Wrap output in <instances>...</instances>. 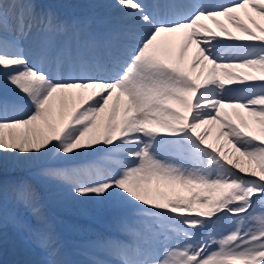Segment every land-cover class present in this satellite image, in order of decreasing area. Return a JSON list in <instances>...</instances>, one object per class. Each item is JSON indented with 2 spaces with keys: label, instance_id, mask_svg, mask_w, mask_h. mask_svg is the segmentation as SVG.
Returning a JSON list of instances; mask_svg holds the SVG:
<instances>
[{
  "label": "rangeland",
  "instance_id": "374dc122",
  "mask_svg": "<svg viewBox=\"0 0 264 264\" xmlns=\"http://www.w3.org/2000/svg\"><path fill=\"white\" fill-rule=\"evenodd\" d=\"M60 1L63 0H39L35 5L34 1L27 0L25 8L15 10L10 3H18L17 0H0V18L9 21V13L15 17L21 10L28 13L36 8L41 9L43 2L55 6L56 10L51 12L47 21L34 31L33 41H28L26 45L28 49L39 52L38 58L43 56L51 61L61 60L78 66L88 57L87 51L90 52L93 45L89 40L85 42L82 39L88 28L77 27L79 23L89 21L91 16L83 15V18L77 19L71 11L58 7ZM241 2L243 0L224 2L201 13L219 12L231 5H241ZM2 3L7 6L4 7ZM111 3L131 5L132 10L125 13L126 17H131L140 16L135 9H142L150 1L139 4L136 0H111ZM242 6L250 12L249 3L245 1ZM231 13L234 17L239 16L237 12ZM158 14L163 15L162 11ZM257 16H252L255 23L249 31L260 28L264 32V15ZM20 18L25 20L23 16ZM112 22L113 17L107 16L102 24L107 25L105 32L112 29ZM0 27V34L3 35L7 30L1 21ZM231 33L238 35L241 32H237L235 27ZM102 39L104 44L100 45L106 49L109 44L104 41L105 36ZM256 51L259 53L256 61L258 74H263L264 45ZM137 53L141 54L138 63L132 65L129 59L134 68L130 71L124 69L120 76L112 78L119 86L126 84L128 92L137 101L136 105L125 108L119 102L112 107L110 115L122 109L121 121L116 125L117 140L131 144L132 139L139 138L142 143L131 150H127L126 145L104 150L116 156L130 153L128 160L111 161L97 155L96 148L103 127L99 112L106 109L103 98L110 92L107 91L102 100L94 103L96 112L79 114L76 117L78 124L65 131L66 135L61 141L57 142L56 138L50 146H45L46 159H41L33 167L8 165L7 171L5 168L8 166L1 161L0 231L3 235L0 245H5L9 253L30 251L33 260L37 259V249L51 241L53 229L44 230L49 214L54 224L55 221L62 222L65 231L63 237L67 242L89 239L100 242L110 232L104 233L98 229L101 224L102 227L118 230V233H114L118 240L128 238L134 245H139L141 240L145 245L150 243L155 246L154 255L157 256V259L149 260L151 264H264V115L251 121L243 118L240 122L233 117V131L220 132L213 137L211 131L201 126L204 118L214 117L213 112L205 109L199 111L195 120L191 119L190 101L182 95L189 87L183 79L190 77L191 70H179L158 50L147 46H138L130 58ZM33 72L46 76L39 68ZM7 78L0 73L1 86H9ZM89 81L101 82L103 79L95 76L85 82ZM12 88L22 93L30 87L16 84ZM248 93L255 97L260 95L255 91ZM74 100L69 101V108L63 116L70 113L75 105ZM261 102H264V98ZM254 106L253 111L260 108L264 113V105ZM1 108L5 109V106ZM43 108L47 109L39 102H33L30 109L14 103L2 110L11 118L0 117V121L12 122L24 118V122L32 118L40 121ZM132 114H135L133 117L139 125L133 129L132 138L127 139L131 136L128 121ZM175 114L179 119L181 117L180 121L175 119ZM57 117L58 114L51 117L55 132L64 120ZM85 120L90 123L83 122ZM45 123L48 122H42ZM120 130L122 133L128 131L127 135L123 137ZM11 132H7L9 137L12 136ZM238 134L245 139H240ZM54 135L57 136L56 133ZM29 138L20 137L16 149L11 152L4 146V136L0 135V160L10 157L13 163H19L23 152H27L29 147L37 150L35 136L33 140L28 141ZM144 140L152 141L151 146L145 145ZM108 142L105 140L103 144ZM9 143L12 147L11 139ZM99 169L101 172H98ZM73 175L79 176L83 182L76 195L65 200L68 210L74 213V217L69 218L51 212L55 198L45 201L40 193L49 181L57 186V193H68ZM39 201L44 209L38 217L40 221L34 218L33 212V207L38 206ZM22 213L29 220L23 219ZM146 214L157 216L153 219L144 217ZM118 260L127 264L120 256Z\"/></svg>",
  "mask_w": 264,
  "mask_h": 264
},
{
  "label": "bare ground",
  "instance_id": "6f19581e",
  "mask_svg": "<svg viewBox=\"0 0 264 264\" xmlns=\"http://www.w3.org/2000/svg\"><path fill=\"white\" fill-rule=\"evenodd\" d=\"M26 1L17 0L18 3L12 2L10 7L15 6V10L22 9L21 7L25 8L28 5ZM32 1L35 5L39 3V0ZM136 1L139 4H147L148 1L150 3L145 7L142 6L140 10L135 9L140 16L131 17L125 16V13L132 10L131 5L127 3H111V0H63L59 2V8L71 11L70 13L76 15L77 19L83 18L81 17L83 15L91 16L89 21L85 20V23H79L77 28L81 26L88 28L87 34L82 39L85 42L89 40L95 48L93 52L89 53V57L84 59L82 66L77 67L64 65L63 62H57L54 65L55 63L50 62L49 58L43 56L38 58L39 52L35 49H28L26 45L28 41H33L34 31L47 21L51 12L56 10L55 6L43 2L41 9L36 8L28 13L26 10H21L15 17L9 13V21L0 18L7 30L3 35L0 34V73L5 77L8 76L9 85H0V117L11 118L2 110L5 111L8 105L11 106L14 103L21 104L26 109H30L33 102H39L42 106L47 107L42 111L40 109V121H35L33 118L26 122L23 121L25 118L12 122L0 121V135L5 138L3 142L7 150L9 149L11 152L15 150L16 144L22 136H29L28 141L33 140V136H35V141H38L37 150L29 147L27 152H23V156L20 158L21 162L13 163L14 161L10 160V157H8L9 159L4 157L0 162L2 161L6 166L24 164V166L33 167L41 159H46L45 146H50V143L55 142L56 138L57 142L61 141L66 135L65 131L73 129L78 124L76 117L79 114L86 111L96 112L97 108L94 103L102 100L103 94L107 91L110 92L105 99L103 98L106 109L99 112L103 127L96 148L97 155L111 161L130 159V153L116 156L109 151L104 152V150L113 146L123 147L125 145L127 150H131L135 149L138 143H142L139 138L132 139L131 144L117 140L116 125L118 121H121L122 109H118L115 114L110 115L112 107L119 102L123 103L125 108L136 105L137 101L128 92L126 84L119 86L113 82L112 78L120 76L124 69L130 71L134 68L132 65L138 63L141 54L137 53L134 58L130 57L134 55L138 46H147L158 50L164 59L179 70L187 68L191 70L190 77L183 79V82L189 87L183 91L182 95L185 97L184 99L190 101L188 106L191 119L195 120L199 111L202 112L205 109H210L213 112L214 117L201 120L203 122L201 126L205 130L211 131L213 137H216L220 132H232L233 125H235L233 117L240 122L243 118H248L251 121L257 116L264 115L260 108L253 111V105H255L254 107L264 105V102H261L264 98V96L261 97L264 95V73L258 74L259 69L256 64L259 54L256 50L264 45V32L260 28L256 31L252 30L253 32L249 31V28L255 23L252 16L258 15L257 18H259L264 15V0H243L241 5H231L230 8H224L219 12H207V14L201 12L232 0ZM245 1L249 3L250 12L245 6H242ZM4 4L2 3V5ZM160 11L163 15L158 14ZM232 11L237 12L239 16L234 17ZM20 16H23L25 20ZM107 16L114 19L109 33L105 32L107 25H102ZM174 21L177 23H173ZM117 24L119 25L117 26ZM228 27H233L232 29L236 27L237 32L241 33L232 34V29H228ZM111 33L113 34L110 35ZM103 35H107V41L110 43L107 49L97 46L99 42L103 44ZM216 37L221 40L214 41L213 38ZM202 58H204L203 61H201ZM129 59H131L132 65H130ZM38 68L46 75L45 77H42L38 72H33ZM243 73H247V75ZM95 76L101 77L103 81L85 82ZM16 84H27L30 88L21 93L18 89L12 88ZM248 91L259 92L260 95L255 97ZM74 96H76L75 100ZM70 100H74L75 105L68 115L63 116L69 108ZM1 106H5V109H2ZM55 114H58V120L64 119L62 127H58L57 132L51 124V117ZM176 114L174 115L175 119L180 121L181 117L179 119ZM133 115L135 114L129 116L128 122L131 126L129 134L131 136L127 139L132 138L133 129L139 125ZM175 119L172 121H176ZM43 121L48 123L42 124ZM83 122L90 123L86 120ZM8 131H12L11 137L8 136ZM55 133L57 136L54 135ZM119 133L125 137L128 131L122 133L120 130ZM238 135L240 139H245L240 134ZM10 139L13 141L12 147L9 143ZM105 140L109 142L103 144ZM143 142L145 145L151 146L152 141L144 140ZM143 150L144 148L141 151ZM9 166L7 169L5 168V171ZM98 172L101 170L99 169ZM72 179L73 181L69 183L68 193L67 191L64 194L57 193L58 190L55 188L57 186L51 185V181L42 188L43 192L40 193V196L43 197V200L48 201L50 198H55L54 207L50 208L51 212L69 218L74 217L72 216L74 213L68 210V203L65 200L76 195L83 181L77 175H73ZM61 205L63 206L61 207ZM41 206L40 201L38 206H32L34 218L37 217L36 219L39 221L38 217L44 210ZM21 217L29 220L24 213L21 214ZM47 217L44 230L53 229L50 234L51 241L47 246L37 249V259L33 260L30 251L20 253L10 251L9 253L5 245H0V264H122L118 260L119 256L125 259L127 264H151L149 260L157 259V256L154 255V245L150 243L145 245L143 240L139 245H134L133 241L128 238L122 241L118 240L116 235L112 234L116 231L113 228L100 242L94 239L67 242L63 237L65 231L62 222L55 221L54 224L51 215L48 214ZM88 220L92 221L90 218ZM98 229L104 233L108 231L101 224ZM2 235L3 233L0 231V240Z\"/></svg>",
  "mask_w": 264,
  "mask_h": 264
}]
</instances>
